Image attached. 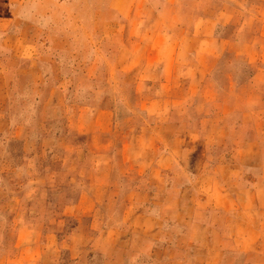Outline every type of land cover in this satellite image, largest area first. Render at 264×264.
<instances>
[{
	"label": "rangeland",
	"instance_id": "obj_1",
	"mask_svg": "<svg viewBox=\"0 0 264 264\" xmlns=\"http://www.w3.org/2000/svg\"><path fill=\"white\" fill-rule=\"evenodd\" d=\"M159 2L0 0V260L17 252L13 240L19 236L42 244L40 257L19 264H176V259L177 264H241L242 260L264 264V244L188 243L191 234H204L191 224L194 189L206 192L211 183L197 180L195 168L191 171L185 166L187 175H180L176 182L183 186L180 191L174 181H160L156 174L137 178L119 175L127 168L119 163L121 144L131 139L145 141L148 135L143 137L142 128L159 123L167 128L150 133L149 139L164 141V145L177 140V152L181 147L183 156L196 159L197 167L206 158V148L201 147L202 142L206 144L204 140L194 138V143L187 132L174 137L176 131L196 125L198 118L179 116L175 111L166 118L146 114L140 107L143 95L159 94L162 86L143 84L141 71L126 67L127 37L132 40L142 34L144 16L151 8H159ZM133 17L139 21L130 28ZM141 51L138 47L135 54L140 56ZM91 103L109 107L108 123L103 130L77 134L72 128L73 111L81 104L88 113L94 112ZM16 121L26 124L24 135L32 139L39 140L47 132L56 137L68 133L75 146L66 150V156L76 162L68 167L34 164L47 162L51 156L57 162L64 154L48 151L45 146L22 150L20 141L25 139L13 135ZM106 143L112 147L104 154L101 146ZM102 157L116 159L118 166L114 178L97 184L94 176L88 177V170L79 169L77 161L92 162ZM168 171L166 176L171 173ZM130 185L145 187L149 201L141 199L144 204L138 205L137 197L127 194ZM84 192L88 195L82 196ZM94 192L105 195L96 198ZM176 193L177 201L167 199V194ZM129 200L151 215L161 207L167 211L160 217L135 218L131 223ZM176 203L177 212L175 207L165 208ZM241 215L228 211L214 216L216 221L230 224L224 238H238L245 232L235 226ZM96 219L98 223L93 221ZM261 219L264 226V212ZM29 224L44 227L31 229ZM113 226L118 228L112 230ZM245 234L248 242H254V230L247 229ZM104 236L109 243L100 245L97 240ZM261 236L264 239V227ZM208 255L216 261L207 263Z\"/></svg>",
	"mask_w": 264,
	"mask_h": 264
},
{
	"label": "crops",
	"instance_id": "obj_2",
	"mask_svg": "<svg viewBox=\"0 0 264 264\" xmlns=\"http://www.w3.org/2000/svg\"><path fill=\"white\" fill-rule=\"evenodd\" d=\"M150 13L143 18L142 34L132 40L130 36L127 37L126 67L138 68L143 84L158 83L163 90L159 94L143 95L140 107L145 109L146 114L160 118L174 115V111L179 116H196V125H191L188 130L176 131L174 137L178 138V134L185 136L187 132L193 137L192 141L194 138L204 140L206 144L202 142L201 147L206 148V158L197 167L196 159L183 156L181 147L177 152V140L171 139L170 144L164 145V141L149 139L150 133L164 132L167 128L164 123H159L142 128L140 133L143 137L148 135L145 141L131 139L121 144L122 155L118 161L127 168L119 175L137 178L156 174L160 181L169 179L174 181V186H178L176 182L179 176L187 175L185 166L189 165L191 171L195 168L197 180L211 183L206 192L194 189L195 199L191 204L194 217L191 224L197 230L202 229L204 234L196 237L191 234L188 243L264 244L261 236L264 226L259 221L264 212V0H160L159 8H151ZM137 21L139 17H133L130 28ZM148 25L150 28L145 30ZM138 47H142L140 56L135 54ZM63 80L70 83L66 77ZM96 91L99 92V89ZM90 105L93 108L96 106L93 103ZM85 107L79 104L78 110L73 111L74 132L80 134L103 130L108 123L109 107L99 104L94 112L90 110L89 113ZM110 115H113V109ZM26 129L22 121H16L13 125V135L25 139L20 141L22 150L28 146L30 149L45 146L48 151L60 150V154H64L58 157L57 162L51 156L47 162L34 164L47 166L57 163L68 167L76 162L66 156V150L75 146L68 133L56 137L47 132L38 140L26 137ZM111 147V143H106L101 149L105 154ZM155 149L157 152L154 154ZM186 154L191 155V152L187 151ZM115 161L102 157L92 162L78 160L77 164L80 170H88V177L94 176L99 184L107 177L114 178L118 166ZM168 170L171 173L166 176ZM225 182L232 184L226 185ZM99 187L101 185L97 186V190ZM182 188V185L176 187L178 191ZM84 194L88 195L84 192L82 196ZM127 194L137 197L138 201L150 199L145 187L134 188V185H130V193ZM92 195L98 198L105 192H94ZM167 195L169 200L174 197L177 201L179 198L177 193ZM135 204L129 200L127 205L131 223L135 218L160 217L167 211L161 207L160 212L154 211L151 215L150 211L135 208ZM166 207L178 206L176 203ZM228 211L242 214L235 226L245 232L239 233L238 238H224L225 229L230 224L224 225L222 221L214 219L215 215ZM97 220L93 221L98 223ZM32 227L44 226L29 224V228ZM247 229L255 231L254 242L247 241ZM97 241H100V245L109 243L105 236ZM13 245L17 246V252L13 256L6 254L0 264H19L40 257L38 250H41L42 244L34 242V239L17 236ZM205 259L207 263L216 261L209 255ZM241 264H246L245 260Z\"/></svg>",
	"mask_w": 264,
	"mask_h": 264
}]
</instances>
